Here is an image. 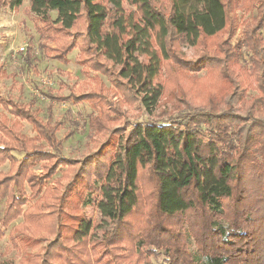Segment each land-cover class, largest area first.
I'll list each match as a JSON object with an SVG mask.
<instances>
[{
    "label": "trees",
    "instance_id": "1",
    "mask_svg": "<svg viewBox=\"0 0 264 264\" xmlns=\"http://www.w3.org/2000/svg\"><path fill=\"white\" fill-rule=\"evenodd\" d=\"M160 1L30 0L41 48L53 59L68 64L79 50L84 74L110 78L124 99L146 109L166 93L159 81L166 71L172 81L187 78L182 93L205 106L165 124H131L101 89L72 97L89 104L90 130L102 136L77 162L57 153V130L38 110L0 99L17 120L0 126V166L10 163L0 172V241L22 218L10 234L23 248L19 264H154L160 253L164 264H264V0L248 1L257 15L245 32L254 69L246 82L230 80L236 74L227 64L237 63L239 46L223 39L238 0H166V8ZM23 2L0 0L15 11ZM182 43L204 52L186 60ZM206 68L229 85L199 95L201 78L192 73ZM253 79L260 96L251 98ZM226 90L233 108L219 109ZM22 121L34 136L21 133ZM92 204L107 229L88 217Z\"/></svg>",
    "mask_w": 264,
    "mask_h": 264
},
{
    "label": "rangeland",
    "instance_id": "2",
    "mask_svg": "<svg viewBox=\"0 0 264 264\" xmlns=\"http://www.w3.org/2000/svg\"><path fill=\"white\" fill-rule=\"evenodd\" d=\"M162 1L166 8V0L160 2ZM248 1L238 0L235 6L236 9L231 14L236 15V20L232 24V30H230L231 33L228 32L223 37L231 43L233 48L237 44L239 46L236 54L237 63H232L230 59L227 64V67L234 70L236 74H231L230 80L232 79L233 82L240 80V78L246 82L247 74L252 75L254 70L251 63L253 52L251 45L245 42V32L253 26L257 12L252 9L253 3ZM52 17L56 18L55 12L52 13ZM36 22L37 17L31 11L30 0H24L23 5L17 11L9 6L2 7L0 4V99H10L13 102L27 106V108L29 106L31 110H38L42 122L49 126H55L57 130L56 138L62 144L57 153L68 160L79 162L83 157L94 151L99 141L102 140V136L97 135L89 127L90 116L93 113L92 108L88 103H72V97L102 90L101 92L106 95V98L116 103L118 108L123 111L125 122L131 124L138 122L165 124L180 115L205 106V103L201 100L199 101L201 103L194 101L195 99L192 98L191 93L189 95L182 93V89L188 90L189 81L187 78H180L177 82L172 81L171 78H168L166 71L159 77V81L165 85L167 90L157 106L146 109L139 101L129 102L128 99L121 96V91L118 93L115 90L110 78L96 75L94 72H91L90 75L84 74L83 67L76 62L79 50H75L70 54V63L68 64L60 63L58 60L53 59L50 53H45L41 48L44 41L40 39L37 33ZM261 42L262 45L259 46V49L264 47V41ZM177 49L186 60L190 61L197 60L204 52L201 47L192 48L184 43L180 44ZM222 49L227 50V47L225 46ZM217 50V47L213 48V51ZM196 75L201 78L199 82H202L201 87L196 88L199 95L202 92H215L216 94L220 88L230 83L220 74L219 70L212 72L206 68L199 73H192V76ZM213 77L214 79H212ZM249 83L252 87L248 91L249 96L251 98L259 97L260 94L254 79ZM231 93V90L229 92L225 91L223 104L219 106V109L233 108V105L229 106L230 104L226 103ZM239 106L236 105L234 108ZM8 121L9 126H11V123L17 120L7 109L0 105V126ZM22 125V134L29 137L34 136V128L31 123L22 121ZM44 144L46 149L52 150L45 141ZM14 155L21 157L17 152ZM9 170L10 163L8 162L0 166V172L6 173ZM42 172L39 168L36 170L37 174ZM61 176L62 172L60 171L55 179L58 180L62 178ZM143 181L147 182L146 175ZM95 199L96 197L93 198V200ZM147 203L150 205V200L147 199ZM4 209L5 201L0 200V218ZM87 214L95 226L101 224L104 229H107V221L101 217L94 204L87 208ZM21 222L22 218L14 222L5 231V237L0 241V261H8L13 264L20 263L24 253L23 248L16 249L14 247L10 234L12 228ZM175 230H181L178 222ZM190 242V250L195 254L196 245L192 239H190ZM46 244V242L43 243V245ZM152 260L154 264H164V256L161 253Z\"/></svg>",
    "mask_w": 264,
    "mask_h": 264
}]
</instances>
